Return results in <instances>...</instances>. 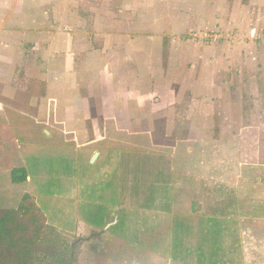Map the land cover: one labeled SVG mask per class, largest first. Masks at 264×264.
<instances>
[{
  "label": "rangeland",
  "instance_id": "obj_1",
  "mask_svg": "<svg viewBox=\"0 0 264 264\" xmlns=\"http://www.w3.org/2000/svg\"><path fill=\"white\" fill-rule=\"evenodd\" d=\"M16 10L13 42L40 46L0 91L37 121L14 116L15 153L0 147V216L25 229L2 264H264V0Z\"/></svg>",
  "mask_w": 264,
  "mask_h": 264
},
{
  "label": "crops",
  "instance_id": "obj_2",
  "mask_svg": "<svg viewBox=\"0 0 264 264\" xmlns=\"http://www.w3.org/2000/svg\"><path fill=\"white\" fill-rule=\"evenodd\" d=\"M27 0H0V84L1 83H5V81H12V79H14V76L16 75L15 71L18 69L17 67L20 66V64H18V62L15 64V60H18L19 58V54H17V52H19L21 49H23L24 51L28 50V52L30 51H36V49L38 48V46H40V44L38 45L36 42H33L31 44H19L16 45L17 43L13 42L14 38L12 37L15 34L14 28L11 27L12 25V21L14 19H17V17L19 16V14H17L16 10L17 8H19L20 5H22L23 3L25 4ZM21 3V4H19ZM31 3V1H30ZM21 11V10H20ZM45 34V33H44ZM10 66V68L7 67ZM29 73H30V68L28 69ZM31 76V73H30ZM1 89V86H0ZM12 91V90H11ZM2 90L0 91V126L2 129H0V147H2V150H5L6 152L10 153L11 155L14 154V149H15V144H17V140L14 136V131H16V127L14 126L13 123V117L17 116L18 117V121H22L23 119H29V120H34V122H36L37 120V112H35V114H31L32 110H28L27 112H21L17 107L14 106V102L13 104L9 105V98L6 96V93L2 94ZM13 92V91H12ZM14 93V92H13ZM10 99H13V101H15V96H12ZM9 105V106H8ZM11 106V107H10ZM11 116V118H10ZM22 119V120H21ZM86 135H78V141H80V143L82 142L83 139H85ZM96 138V137H95ZM106 141V142H105ZM84 142V140H83ZM99 146L105 145V147H108L110 145V143L112 144L111 140H107L104 139L103 142H99L98 138L92 141V144H96ZM152 145H154V143H151ZM8 149V150H7ZM9 155V154H6ZM102 152H100L97 160L102 157ZM175 159V158H174ZM18 168H16L15 170H21L26 172L27 174V170L22 166H17ZM159 169V173L162 175L161 179L163 180H158L156 185L158 186V189L160 188V184L163 185L164 182V178H165V173H164V169L165 166L161 165V170ZM13 170L11 172L12 173L15 171ZM215 172V171H213ZM173 173L174 176L172 177L173 179H175V183L177 182V184H174V187H180L181 183H178V178H180V172L178 171H174ZM221 173V178H225L223 176H225L223 174V171L220 170ZM228 175V174H227ZM28 176V175H27ZM196 177V176H195ZM210 179V178H209ZM194 181V185L195 186H200L202 185V187L204 188H212L211 187V180H204L202 178H200V180ZM196 181V182H195ZM202 181H204L203 183H201ZM30 182L29 179L27 178L26 183ZM160 182V184H159ZM226 182V181H225ZM15 184V183H14ZM21 184V183H20ZM15 185H19V184H15ZM223 187V186H222ZM161 188H163L161 186ZM197 188V187H196ZM154 191V189H152ZM222 192V190H221ZM158 190L155 194H153V197H156V203L154 204L155 206L159 203L162 202V198H159L158 195ZM152 207V206H151ZM154 207V206H153ZM161 208V210H163L165 207H158ZM149 210H152L154 208H150L148 207ZM222 211V210H221ZM221 218V217H220ZM214 219V217H213ZM209 220V223L211 224V222L214 221L212 227L214 228H220L221 224L219 226H217L216 223L218 222V217L215 218L214 220ZM79 221L86 223L85 221L79 219ZM88 226L93 227V228H102V227H95L94 225H91L90 223H86ZM211 229L210 231H219V230H213ZM203 257H205V255L203 254Z\"/></svg>",
  "mask_w": 264,
  "mask_h": 264
},
{
  "label": "trees",
  "instance_id": "obj_3",
  "mask_svg": "<svg viewBox=\"0 0 264 264\" xmlns=\"http://www.w3.org/2000/svg\"><path fill=\"white\" fill-rule=\"evenodd\" d=\"M27 174L21 170H15L12 173V181L15 184H20L27 181ZM15 217L13 212L7 213L5 216H0V251L1 247H9L12 251H16L18 249L17 241H15V229L18 227L16 226ZM21 242V241H20ZM21 249V248H20ZM31 251L29 249L21 250L18 253L16 258H13L17 264H31L29 261V254ZM0 264H2L0 259Z\"/></svg>",
  "mask_w": 264,
  "mask_h": 264
},
{
  "label": "flooded vegetation",
  "instance_id": "obj_4",
  "mask_svg": "<svg viewBox=\"0 0 264 264\" xmlns=\"http://www.w3.org/2000/svg\"><path fill=\"white\" fill-rule=\"evenodd\" d=\"M15 222H16V225H17V221H15ZM15 227H16V226H15ZM17 227H18V225H17ZM17 230H18V231H21V232L25 231V229H20V228L17 229V228H16V229H15V232H16ZM14 235H15V234H14ZM18 241H19V240H18ZM3 248H4V246L1 247V249H3ZM65 264H69V263L66 262Z\"/></svg>",
  "mask_w": 264,
  "mask_h": 264
},
{
  "label": "water",
  "instance_id": "obj_5",
  "mask_svg": "<svg viewBox=\"0 0 264 264\" xmlns=\"http://www.w3.org/2000/svg\"><path fill=\"white\" fill-rule=\"evenodd\" d=\"M98 156H99V155L96 154V155L93 157V159H92V162H93V163L97 160Z\"/></svg>",
  "mask_w": 264,
  "mask_h": 264
}]
</instances>
